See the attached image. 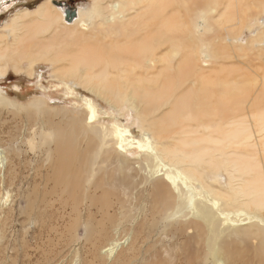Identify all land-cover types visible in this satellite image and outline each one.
Instances as JSON below:
<instances>
[{"label": "bare ground", "instance_id": "1", "mask_svg": "<svg viewBox=\"0 0 264 264\" xmlns=\"http://www.w3.org/2000/svg\"><path fill=\"white\" fill-rule=\"evenodd\" d=\"M171 1L114 0L109 4V13L102 14L97 5L91 13L77 8L76 17L71 16L69 20L62 7H54L51 0L41 1L34 9H22L0 28L4 32L0 33V79L5 78L9 66L18 76L21 65L26 64L27 72L32 76L36 63H50L57 67L52 70L55 78L89 90L110 108L112 115H116L111 124H100L97 120L101 114L98 110L100 105L98 107V103L88 98L84 99L81 112L61 108L54 115L47 108L41 110L45 101H34L32 110H36L35 114H28L31 119L41 115L43 119L40 129L33 128L35 125L30 127L32 137L42 140L45 134L49 135L48 142L53 146L46 151V160L50 162L47 179L52 182L54 193L64 194L65 199L60 197L57 199L59 202L70 200L77 203L80 201L77 196L80 188L87 184L94 191H102V195L88 194L84 200L89 201L90 206L97 201L102 202L101 210H104V203L107 207L109 205V190L119 188L124 196L148 203L149 217L155 218L164 232L173 226V236L184 237L183 234H187L182 242L202 243L206 254L203 264H245L241 256L251 251L264 261V134L255 142H250L251 134L245 137L251 129L249 126H252L245 122L248 119L263 122L264 108L259 104L263 109L260 107L259 112L249 115L245 122L227 118L225 113L234 114L232 105L238 101H227L219 95L217 75L206 49L199 50L200 60L181 56L173 67L184 43L193 39L187 38L182 42L171 36L157 40L153 30L158 29L157 18L161 16L160 24L165 29L173 28V16L166 14ZM182 1L187 3L188 0ZM210 12L214 13L215 8L209 9ZM206 14L205 11L200 12V21L191 24L197 33L206 26ZM96 18L102 20L101 24L94 25ZM256 23L264 26L263 18ZM99 26L105 28V38L111 32L116 37L112 44H101L100 35H97ZM130 26H136V29L130 31L127 29ZM258 37H264V31L253 35L254 40L259 41ZM166 42L173 51L170 47L165 48ZM235 42L244 43V40ZM159 63L163 66L158 69ZM261 83L258 92L264 93V75L260 78ZM66 84L60 85L65 88ZM227 84H223L226 88L221 89L237 93V83L231 87ZM248 87L252 86L248 84ZM11 104L0 94V108ZM167 106L171 109L160 113ZM126 113L138 119L135 130L139 138L133 137L131 128L118 122ZM182 121L186 125L174 126ZM170 128L177 129L169 131ZM262 133L264 125L257 134ZM88 134L98 140V153L114 157L100 161L94 159L88 163L92 143L89 141L81 147L79 141L80 138L81 141L84 138L88 140ZM131 149H136V153ZM127 153L134 157V162L129 161ZM9 158V149L0 147L1 213L10 206V190L5 187L6 172L11 166ZM109 166L113 168L112 184L109 183L112 175L107 172ZM136 209L144 210L142 206ZM2 224L0 219V250L4 238ZM116 227L113 238L108 239L110 233H104L108 242L97 249L102 261L107 263L119 258L131 245L129 240L119 238L120 231ZM98 232L101 235L103 227ZM194 252L183 250L191 264L199 256ZM171 254L167 255L169 262L173 263L176 254Z\"/></svg>", "mask_w": 264, "mask_h": 264}, {"label": "rangeland", "instance_id": "2", "mask_svg": "<svg viewBox=\"0 0 264 264\" xmlns=\"http://www.w3.org/2000/svg\"><path fill=\"white\" fill-rule=\"evenodd\" d=\"M41 1L43 0H0V24L2 22L3 24H8L13 14L22 9H34ZM54 1L57 3L62 2L61 0H51V5H53ZM94 1L73 0V3L69 4V6L75 8L74 17L77 15V8L85 9L86 11L89 10L88 12L91 13L92 8L96 5L102 11V14L109 13V4L114 0ZM180 2L183 3L181 4ZM65 3L68 4L69 1L65 0ZM84 5L86 6L84 7ZM211 8H215L214 13H208V10ZM237 8H239V11ZM203 11L207 12L206 26L200 30V33H197V30L191 24L195 25L197 21H200L199 14ZM166 14H172L173 28L165 29L160 24L161 16L159 17L160 19L157 18L158 22L156 24L158 29L153 30L158 41L171 36L176 37L177 40L182 42L187 38L193 39L192 41L184 43L182 50H180L179 55L174 60V68L176 66L175 64L181 59V56L198 61L202 58L199 50L206 49L205 51L211 56L210 59L211 62L213 61V69L217 75L215 78L217 77L216 79L219 83V95H223L227 101L234 99L238 101L233 102L234 104L232 105L235 110L234 114L233 112L225 113L227 118H231L230 121L242 120V122H245L249 115L258 113V110L264 108V93L258 92V89L262 87L260 78L264 75V37H258L260 38V42L258 39L254 40L253 38V35L260 34V32L264 31V26L260 27L256 23L262 18L264 20V0H188L187 3L182 0H172L171 6L166 11ZM195 16L196 20H193ZM101 21V19L96 18L94 25L101 24ZM232 25L234 26L232 27ZM103 29L105 28L99 26L97 33V35H100L98 36L102 41L101 44H112L116 40V37L110 31L109 36L105 38L106 34ZM127 29L131 31L132 29H136V26H130ZM0 33L3 34L4 32L0 29ZM186 34H188L187 37ZM237 39L244 40V43L235 42ZM252 40L254 41L252 42ZM169 47L170 51L174 50L171 48L169 42H166L165 48L168 49ZM162 66L159 63L157 68L159 69ZM230 66L231 69H229ZM11 68L9 66L5 78L0 79V94L12 103L11 105L0 108V147L9 149L11 165L8 164L10 167L5 177L6 190H10V206L2 213L0 212V219L3 221L2 227H4V238L0 250V264H191L189 258L183 254V250L190 252L195 250L199 256H196L195 263L192 262V264H203V259L206 254H204L205 249H203L204 246H202V243L195 242L193 245L186 244L185 241L182 242L187 234H183L184 237L173 236V226H170L164 232L162 225L155 218L152 219L149 217L148 203L133 200L131 196H124L119 188H111L109 190L107 193L109 205L107 207V204L104 203V210H101L102 202L97 201L90 206L91 203L86 199L84 200L88 194H94L95 196L102 195V191H94V188L89 187L87 184H83L82 188H80L81 192L77 194L80 197V201L77 203H72L70 200L62 203L59 202L60 200H57L60 197L65 199L64 194L58 191L54 193L52 191L53 184L47 179L50 173V162L46 160V151L52 149L53 145L48 142V134H45L42 140L37 136L32 137L33 134L30 127L35 125L33 128L38 127L40 129L43 119V115L40 118L35 119L33 117L31 119L28 112L35 114L36 110H32L33 104L36 101H45V105L41 107V110L47 108L54 115V112H57L61 108L68 111L81 112L80 109L84 104V99L88 98L98 103L96 104L98 107L100 105L98 110L101 114H99L97 119L98 121L100 120V124H111L116 119V115H114L115 113L112 115L110 108L89 90L79 85L77 87L76 85H71V81H60L58 78H55L53 71L57 67L50 63L42 61L36 63L32 76H29L26 64L21 65L22 70L18 76L13 73ZM234 71H236L235 74ZM232 82L238 85V90H235L237 93L231 94L234 91L228 90L231 91L230 93L223 90L226 88L223 84L228 83L227 86L229 85L231 87L233 85ZM61 83H67L65 88L64 85H60ZM248 84L252 87L249 88ZM68 90L70 91L68 92ZM222 90L226 93H222ZM241 97L244 99V102L241 101L243 99L240 100ZM170 109L171 106H167L160 113L167 112ZM105 112L108 114H104ZM54 120H56V116ZM137 120L133 114L126 113L118 122L124 126L127 125L125 127L131 128V131L133 130V137L139 138V133L135 130L137 129V124H135ZM245 123H251L252 125L249 126L251 129L245 135L246 137L251 134L250 142H255L263 138L260 137L264 133L260 135L257 133L259 128L264 125V121L259 122L258 120L248 119ZM189 124L195 126L193 125L194 123ZM224 124H227V122H224ZM182 125H186V122L182 121L174 124L176 127ZM39 129H37V132ZM176 129L170 128L169 131H175ZM87 137L88 140L84 138L81 141L80 138L79 141L81 147L83 145L85 147L89 141L92 143L88 163L94 159L100 161L99 159H112L114 157L106 156L102 152L98 153V140L90 134ZM42 143L44 144L41 145ZM246 149L250 152V149ZM80 151L82 152L83 150ZM131 151L132 153H136V149H131ZM94 154L98 155L94 156ZM127 155L129 161L134 162V157H129V153ZM260 158L259 161H262ZM105 163L108 164L109 162ZM109 167L107 172L112 175L111 180H109V183L112 184V180H114L113 168L111 166ZM102 170H105V167H102ZM87 171H89V167ZM85 177L86 174L84 173ZM12 203L16 205H11ZM138 206L144 208L143 212L137 211L136 207ZM75 207L77 208L75 209ZM103 212H106V214ZM129 215L130 218H128ZM133 218H135L134 222ZM115 224L117 225L116 228L120 231L119 238L122 241L125 239L129 240L131 245L129 249L123 251L119 258L108 261L107 263L102 261L97 249L98 247L102 248L108 242L107 238H104V233L107 234L109 232L108 239L113 238ZM102 227L104 232L100 235L98 231L102 230ZM88 229L89 231H87ZM182 243L185 248H183ZM172 252L176 254L175 257H178L180 261L174 258L173 263L169 262L170 260L167 254L172 255ZM241 259L246 262L245 264H264V261L254 251L242 255Z\"/></svg>", "mask_w": 264, "mask_h": 264}, {"label": "flooded vegetation", "instance_id": "3", "mask_svg": "<svg viewBox=\"0 0 264 264\" xmlns=\"http://www.w3.org/2000/svg\"><path fill=\"white\" fill-rule=\"evenodd\" d=\"M62 2H60V6L62 7L63 11H64V15L65 17H71L72 14L75 11V8H73L72 6H69V4L73 3V0H66L69 1V3H65V0H61ZM70 13V14H69Z\"/></svg>", "mask_w": 264, "mask_h": 264}, {"label": "water", "instance_id": "4", "mask_svg": "<svg viewBox=\"0 0 264 264\" xmlns=\"http://www.w3.org/2000/svg\"><path fill=\"white\" fill-rule=\"evenodd\" d=\"M53 5L57 6V7H61L59 3L57 2H53ZM72 16H74V13L72 14ZM71 17H67V20H69Z\"/></svg>", "mask_w": 264, "mask_h": 264}, {"label": "crops", "instance_id": "5", "mask_svg": "<svg viewBox=\"0 0 264 264\" xmlns=\"http://www.w3.org/2000/svg\"><path fill=\"white\" fill-rule=\"evenodd\" d=\"M38 5V4H37ZM3 22L0 24V27L2 26Z\"/></svg>", "mask_w": 264, "mask_h": 264}]
</instances>
